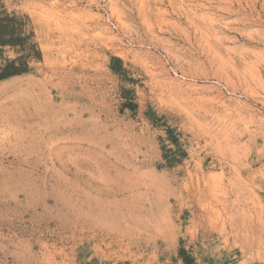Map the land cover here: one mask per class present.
<instances>
[{
  "label": "rangeland",
  "instance_id": "374dc122",
  "mask_svg": "<svg viewBox=\"0 0 264 264\" xmlns=\"http://www.w3.org/2000/svg\"><path fill=\"white\" fill-rule=\"evenodd\" d=\"M0 264H264V0H0Z\"/></svg>",
  "mask_w": 264,
  "mask_h": 264
},
{
  "label": "bare ground",
  "instance_id": "6f19581e",
  "mask_svg": "<svg viewBox=\"0 0 264 264\" xmlns=\"http://www.w3.org/2000/svg\"><path fill=\"white\" fill-rule=\"evenodd\" d=\"M229 187H230V186H229ZM106 235L108 236V235H110V234L108 233V234H106ZM113 235H114V234H113ZM114 236H115V235H114ZM115 238H116V237H115ZM103 239L106 240L107 242H112V237H111V235H110L109 237H107V238H106V237H103ZM104 240H103V241H104ZM109 240H110V241H109ZM113 241H116V240H113ZM107 242H105V243H107Z\"/></svg>",
  "mask_w": 264,
  "mask_h": 264
}]
</instances>
